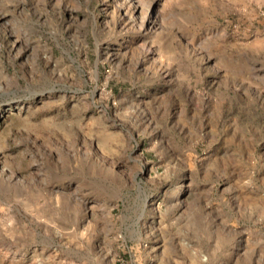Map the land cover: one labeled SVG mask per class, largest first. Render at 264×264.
<instances>
[{
	"label": "rangeland",
	"instance_id": "1",
	"mask_svg": "<svg viewBox=\"0 0 264 264\" xmlns=\"http://www.w3.org/2000/svg\"><path fill=\"white\" fill-rule=\"evenodd\" d=\"M0 264H264V0H0Z\"/></svg>",
	"mask_w": 264,
	"mask_h": 264
}]
</instances>
